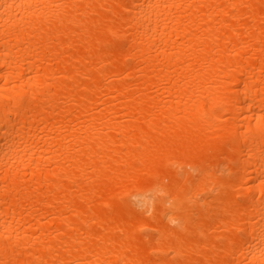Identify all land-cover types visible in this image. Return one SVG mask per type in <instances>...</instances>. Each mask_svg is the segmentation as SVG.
<instances>
[{"label": "bare ground", "instance_id": "1", "mask_svg": "<svg viewBox=\"0 0 264 264\" xmlns=\"http://www.w3.org/2000/svg\"><path fill=\"white\" fill-rule=\"evenodd\" d=\"M0 264H264V0H0Z\"/></svg>", "mask_w": 264, "mask_h": 264}]
</instances>
